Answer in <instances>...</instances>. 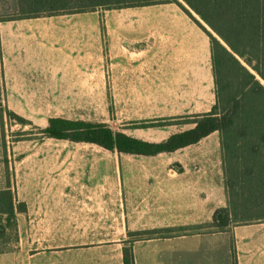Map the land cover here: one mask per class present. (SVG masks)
Returning <instances> with one entry per match:
<instances>
[{
  "label": "crops",
  "instance_id": "obj_1",
  "mask_svg": "<svg viewBox=\"0 0 264 264\" xmlns=\"http://www.w3.org/2000/svg\"><path fill=\"white\" fill-rule=\"evenodd\" d=\"M126 9L118 17L98 9L0 21L5 83L106 89L114 104L117 90L186 91L180 104L187 108L177 112H209L216 94L208 33L173 2ZM217 133L158 153L172 154L173 162L23 157L10 186L27 210L17 212L15 250L0 264H125V247L133 248L135 264H229L228 230L130 236L210 222L227 206L225 183L195 172L223 170L221 144H205ZM235 238L237 264H264V226L236 228Z\"/></svg>",
  "mask_w": 264,
  "mask_h": 264
},
{
  "label": "trees",
  "instance_id": "obj_2",
  "mask_svg": "<svg viewBox=\"0 0 264 264\" xmlns=\"http://www.w3.org/2000/svg\"><path fill=\"white\" fill-rule=\"evenodd\" d=\"M221 40L179 0H18V19L98 9L128 8L161 3L178 4L209 35L216 101L206 113L186 115L193 128L149 141L114 131L101 122L52 117L41 132L49 137L96 143L118 152L156 155L195 144L218 131L223 158L227 206L210 222L131 233L135 239L188 233L227 231L234 223L264 218V0H183ZM45 13V14H44ZM179 116L178 118H183ZM22 123L25 119L19 117ZM27 210L8 185L0 189V219L16 229L17 212ZM0 220V221H1ZM0 228L5 225H1ZM124 263L135 264L132 247L124 248ZM235 264L236 261H235Z\"/></svg>",
  "mask_w": 264,
  "mask_h": 264
},
{
  "label": "rangeland",
  "instance_id": "obj_3",
  "mask_svg": "<svg viewBox=\"0 0 264 264\" xmlns=\"http://www.w3.org/2000/svg\"><path fill=\"white\" fill-rule=\"evenodd\" d=\"M179 1L202 22L183 0ZM102 10L109 16L117 17L131 11L126 8H102ZM19 15L22 13L19 11L18 0H0V19ZM209 30L215 35L210 27ZM116 93L119 104L113 103V96H110L106 89L98 91L54 90L49 88V84L45 82H30L16 88L15 84H11L9 87L3 77L0 58V188L12 184L15 164L23 157L40 156L52 162L59 159L82 162H119L122 165L125 162L175 161L170 153L152 156L118 153L99 148L101 146L96 143L59 139L41 132L40 128L47 127L50 118L61 117L105 123L114 131L158 142L179 130L192 126V123H185L190 118H184V116L189 114L177 112L187 108L180 104L181 101L188 99L186 91L148 88L117 90ZM18 116L24 118L25 122L22 123ZM179 116L183 118H178ZM205 144L212 149L220 146L219 132ZM163 172L167 174L171 171L164 170ZM195 172L210 174L213 178L225 183L221 169L195 170ZM4 218L3 221L0 219V223H3L1 225L6 226V228H0V256L15 250L16 245L15 228L12 222H7ZM249 226H264V218L234 223L230 226L228 230L229 264H235V229ZM199 229L202 232L208 230L206 227Z\"/></svg>",
  "mask_w": 264,
  "mask_h": 264
},
{
  "label": "water",
  "instance_id": "obj_4",
  "mask_svg": "<svg viewBox=\"0 0 264 264\" xmlns=\"http://www.w3.org/2000/svg\"><path fill=\"white\" fill-rule=\"evenodd\" d=\"M200 18V17H199ZM201 19V18H200ZM201 21L203 22V23H205L202 19H201ZM215 33V32H214ZM215 35L219 38V36L215 33ZM220 40H221V42L224 44V45H226L227 46V44L221 39V38H219Z\"/></svg>",
  "mask_w": 264,
  "mask_h": 264
}]
</instances>
